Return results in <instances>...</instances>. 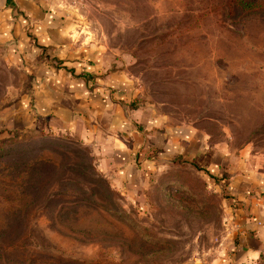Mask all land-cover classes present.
Masks as SVG:
<instances>
[{"label":"rangeland","instance_id":"obj_1","mask_svg":"<svg viewBox=\"0 0 264 264\" xmlns=\"http://www.w3.org/2000/svg\"><path fill=\"white\" fill-rule=\"evenodd\" d=\"M76 2L83 36L127 72L139 106L228 155L213 157L219 181L201 161L154 159L142 185L123 186L91 147L27 125L32 79L0 44V264H264V11L234 15L228 0ZM25 150L52 168L32 173ZM233 173L258 184L246 191L260 204L255 240L238 234Z\"/></svg>","mask_w":264,"mask_h":264},{"label":"crops","instance_id":"obj_2","mask_svg":"<svg viewBox=\"0 0 264 264\" xmlns=\"http://www.w3.org/2000/svg\"><path fill=\"white\" fill-rule=\"evenodd\" d=\"M78 6L73 0H0V44H9L32 79L25 103L30 105L22 112L27 125L91 147L100 168L123 186L143 184L155 150L156 163L183 155L218 169L213 157L225 160L227 151L210 148L197 130L172 131L139 106V90L127 72L102 45L83 36ZM231 175L232 193L240 202L238 234L255 240L260 204H249L246 191L258 184Z\"/></svg>","mask_w":264,"mask_h":264},{"label":"trees","instance_id":"obj_3","mask_svg":"<svg viewBox=\"0 0 264 264\" xmlns=\"http://www.w3.org/2000/svg\"><path fill=\"white\" fill-rule=\"evenodd\" d=\"M228 9L230 13H233L234 15L242 14V13H257V12H262L264 11V0H228ZM158 150H155V153L151 155L152 159H156V153ZM24 152H30L26 156H22V159H25L26 162H23L24 166H26L27 169H29L32 173L36 174H43L48 172L49 169L52 168L51 163L44 158L42 155H33V151H28L25 150ZM25 155V154H24ZM35 157L31 162L30 160ZM183 155H179L171 159L172 161H178V160H186V158ZM17 157L15 155L10 156V160L15 161ZM19 159V158H18ZM195 166H197L196 163H193ZM201 170L205 173L208 174L210 177H213L215 180L219 181L218 178H216L213 175V172L206 169V168H201ZM222 180V179H220Z\"/></svg>","mask_w":264,"mask_h":264},{"label":"built area","instance_id":"obj_4","mask_svg":"<svg viewBox=\"0 0 264 264\" xmlns=\"http://www.w3.org/2000/svg\"><path fill=\"white\" fill-rule=\"evenodd\" d=\"M73 1H77V0H73Z\"/></svg>","mask_w":264,"mask_h":264}]
</instances>
